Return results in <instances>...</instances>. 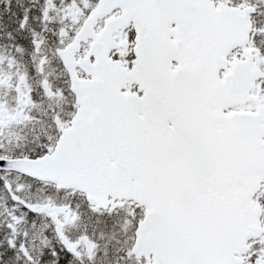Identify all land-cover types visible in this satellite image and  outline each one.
<instances>
[{
  "label": "snow or ice",
  "instance_id": "obj_1",
  "mask_svg": "<svg viewBox=\"0 0 264 264\" xmlns=\"http://www.w3.org/2000/svg\"><path fill=\"white\" fill-rule=\"evenodd\" d=\"M0 264H264V0H0Z\"/></svg>",
  "mask_w": 264,
  "mask_h": 264
}]
</instances>
